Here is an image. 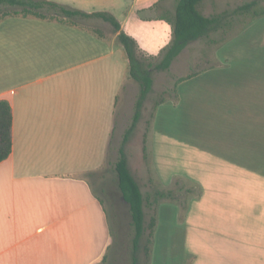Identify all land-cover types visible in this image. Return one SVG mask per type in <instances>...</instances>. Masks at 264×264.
I'll list each match as a JSON object with an SVG mask.
<instances>
[{"label":"crops","instance_id":"obj_1","mask_svg":"<svg viewBox=\"0 0 264 264\" xmlns=\"http://www.w3.org/2000/svg\"><path fill=\"white\" fill-rule=\"evenodd\" d=\"M158 1L120 21L148 55H158L173 37L170 23L146 14ZM254 41L244 46L241 64L227 67L226 81L216 82L222 91L216 95L225 97V132L215 147L198 150L225 178L201 182L195 230L212 239L200 248L201 240L190 236L195 264H264V32ZM119 43L116 32L109 36L79 20H0V98L10 101L14 115L13 150L0 162V264H97L106 256L112 226L90 175L107 165L124 86L132 92L122 106L140 91ZM186 81L176 83L179 101ZM169 103L155 109L147 139L162 184L169 183L160 171L167 167L162 154L169 135L158 129Z\"/></svg>","mask_w":264,"mask_h":264},{"label":"rangeland","instance_id":"obj_2","mask_svg":"<svg viewBox=\"0 0 264 264\" xmlns=\"http://www.w3.org/2000/svg\"><path fill=\"white\" fill-rule=\"evenodd\" d=\"M54 1L70 4L89 12L108 10L113 12L120 21H124L130 15V11L133 10L132 16H135L137 14L135 11L153 0ZM176 1H158L146 14L159 17L166 9L174 10ZM246 1L250 0H204L200 8L206 15H211L233 9ZM78 20L88 27L100 28L109 36L115 33L113 26L102 19L90 21L81 18ZM263 32L264 16L256 17L235 27L229 33L228 39L219 45L209 46L204 40L190 43L173 62L170 71L155 72L154 90L145 103L140 120L130 134L126 148L131 170L144 194L153 192L156 188L172 189L175 199H162L152 208H146V221L156 214L157 225L152 237L150 256L144 250L147 236L142 241L138 253L139 264H195L198 249L189 243L191 235L201 240L200 248L209 247L208 244L212 239L210 232L205 231L200 234L195 230L201 205L195 200L203 190L202 181L216 178L215 176L225 178V173H223L224 170H215L210 166L211 164L205 161L206 158L200 155L198 150L202 147L204 149L215 147L216 136L225 132L223 130L226 114L225 97L224 100L218 98L222 95V91L216 86V82L226 81L227 67L241 64L242 50L246 43L254 44V40L258 41ZM115 48L119 51L123 50L121 43ZM140 53L148 59L157 60L161 52L158 55ZM111 60L113 58L108 55V63ZM211 68L216 69L209 71ZM218 69L221 71H217ZM195 72L198 75L187 79L180 89L183 95L182 100L179 101L176 97L177 93L174 97L172 95L166 100L170 103L161 111L158 130H161L162 134L164 132L169 135L164 140L167 150L162 154V157L166 159L167 167L160 170L163 172V180L169 183L162 184L152 158L147 153L150 122L155 112L154 102L159 97V93L164 90L171 89V93H174L178 77H187ZM131 88L130 84L125 85L120 95L121 103L116 113V129L110 142L107 165L100 172L90 175V180L108 210L113 235L106 256L97 264H133L132 218L129 204L123 199L118 187L115 170L124 134L133 123L136 99H133L129 106H122V101L132 92ZM111 101L110 98L109 110Z\"/></svg>","mask_w":264,"mask_h":264},{"label":"trees","instance_id":"obj_3","mask_svg":"<svg viewBox=\"0 0 264 264\" xmlns=\"http://www.w3.org/2000/svg\"><path fill=\"white\" fill-rule=\"evenodd\" d=\"M162 1V0H159ZM204 0H177L174 10L166 9L159 18L172 26L173 39L160 53L157 60L148 59L140 53L137 40L122 29L117 16L108 10L89 12L69 4L54 0H0V20L8 16H37L55 19L62 23L77 24L79 18H100L109 22L118 34L130 61V74L140 85L135 102L133 123L126 130L119 148V157L115 165L118 187L122 197L129 204L134 234L132 237L133 264H139L138 253L142 241L146 238L144 250L148 256L151 252L152 237L157 225L156 214L146 221V208H152L162 199H175L174 190L156 188L146 195L131 170L126 143L134 126L140 120L142 110L149 95L154 90V74L158 70L170 71L173 62L192 42L204 40L209 46L219 45L228 39L229 33L238 25L264 15V0L246 1L233 9L206 15L200 8ZM100 36L103 33L95 30ZM198 73L187 77H178L177 82L190 79ZM171 89L159 93L154 102L156 109L173 95ZM176 91V87L173 92ZM13 108L10 101L0 98V162L7 159L13 150Z\"/></svg>","mask_w":264,"mask_h":264},{"label":"water","instance_id":"obj_4","mask_svg":"<svg viewBox=\"0 0 264 264\" xmlns=\"http://www.w3.org/2000/svg\"><path fill=\"white\" fill-rule=\"evenodd\" d=\"M123 199H124V197H123Z\"/></svg>","mask_w":264,"mask_h":264}]
</instances>
